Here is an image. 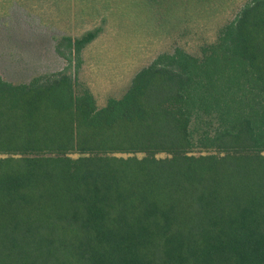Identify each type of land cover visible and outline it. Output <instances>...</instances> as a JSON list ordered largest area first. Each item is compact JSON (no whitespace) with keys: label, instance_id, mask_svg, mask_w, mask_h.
Wrapping results in <instances>:
<instances>
[{"label":"trees","instance_id":"trees-1","mask_svg":"<svg viewBox=\"0 0 264 264\" xmlns=\"http://www.w3.org/2000/svg\"><path fill=\"white\" fill-rule=\"evenodd\" d=\"M92 1L30 2L67 21ZM240 2L199 57L158 55L101 107L78 81L99 28L60 37V71L0 76V264H264V0H153Z\"/></svg>","mask_w":264,"mask_h":264},{"label":"rangeland","instance_id":"rangeland-1","mask_svg":"<svg viewBox=\"0 0 264 264\" xmlns=\"http://www.w3.org/2000/svg\"><path fill=\"white\" fill-rule=\"evenodd\" d=\"M30 1L0 0V76L17 84L60 71L75 58L69 57L64 46L60 50L67 62L56 53L60 37H76L99 28V36L81 53L83 64L78 74V81L89 88L97 107L108 98H119L133 76L162 53L180 48L199 57L201 47L216 40L241 4L208 15V9L186 6L164 11L153 0H109L110 8L103 11V0H93L92 7L97 6L99 12L90 6L84 7L82 14L70 9L66 21L49 16L54 8L31 10Z\"/></svg>","mask_w":264,"mask_h":264}]
</instances>
